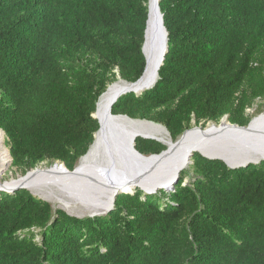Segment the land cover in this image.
<instances>
[{"label":"trees","instance_id":"16d2710c","mask_svg":"<svg viewBox=\"0 0 264 264\" xmlns=\"http://www.w3.org/2000/svg\"><path fill=\"white\" fill-rule=\"evenodd\" d=\"M148 1L0 0V128L17 171L73 170L87 153L99 97L144 72ZM160 9L169 49L158 80L112 112L162 124L173 140L262 113L264 0H160ZM136 148L167 146L138 137ZM133 191L93 217L26 188L0 191V264H264V160L231 168L195 152L173 189Z\"/></svg>","mask_w":264,"mask_h":264},{"label":"water","instance_id":"95a60500","mask_svg":"<svg viewBox=\"0 0 264 264\" xmlns=\"http://www.w3.org/2000/svg\"><path fill=\"white\" fill-rule=\"evenodd\" d=\"M156 9L158 20L152 25L150 21L151 0H149L143 44V53L146 58L143 74L134 82L119 77L99 97L96 110L93 113V116L99 121V129L95 133L94 141L87 153L79 159L75 168L70 170L63 162H55L47 167L38 166L16 179L0 182V191L13 193L21 188H26L38 196L29 187L28 182L32 181L29 180V176L39 171L40 168L49 171L52 168L59 167L66 176L62 173L49 172L43 182L50 180L48 184H51L50 186L64 197L87 206V213L75 216H103L114 209L117 196L120 193L134 192L132 190L133 185H138L147 194L155 193L158 189H173L179 180L181 171L193 163L195 152H199L210 159H221L231 168L245 167L251 163L257 164L264 160V111L255 116L245 126L231 123L228 116L223 117L218 124L209 123L206 127L194 125L185 130L177 140H173L170 132L162 124L145 119H134L125 114H114L112 112L113 105L122 95L128 92H135L140 95L145 90L152 88L158 80L157 78L150 86H141L143 77L149 67L147 48L156 57L158 77L159 69L163 65L169 49L168 31L164 23V14L160 9V0L156 2ZM120 81L126 82V88L110 100L108 110L104 112L102 108L103 98ZM118 117L131 121H145L161 126L169 134L171 143L151 136H139L160 141L167 146L161 153L143 154L136 148L138 137H134L133 131L126 124L115 121V118ZM0 132L6 135L1 128ZM99 139V156L101 159V161L99 159V165L95 169H86L84 172L79 170L82 166V160L90 154ZM6 149L9 151L10 156L8 167L12 164L13 158L10 150ZM110 191L112 197L108 198ZM38 197L51 202L42 196ZM59 207L64 209L61 206Z\"/></svg>","mask_w":264,"mask_h":264},{"label":"bare ground","instance_id":"6f19581e","mask_svg":"<svg viewBox=\"0 0 264 264\" xmlns=\"http://www.w3.org/2000/svg\"><path fill=\"white\" fill-rule=\"evenodd\" d=\"M156 2L157 0H151L150 21L152 25H154L156 20H158ZM147 54L149 57V67L142 80L141 86L144 87L150 86L158 78L156 57L152 52H150V49L148 48H147ZM126 86H127L126 82L120 81L109 90V92L102 100V108L104 112L108 110L110 100L113 97H115L121 90L125 89ZM115 121L126 124L127 127H129V129L133 131V135L135 138L139 136H151L163 140L169 144L171 143L169 134L161 126H157L140 120L131 121L123 117L115 118ZM3 140L5 141L4 134L0 132V180L2 174L5 171V168L8 165V161L10 158L9 151L3 145ZM99 152H100V139L97 141V145L92 148L90 154L82 160L81 162L82 166L79 170H82L84 172L86 169H95L99 165L98 164L100 159ZM49 172H57L59 174L62 173L63 175H65L59 167L52 168L49 171L40 168L39 171H36L29 176V180H32L31 182H28L30 189L34 193L38 194V196H42L43 198L50 200L52 203L58 202L59 206L66 209L71 214L83 215L87 213L88 209L87 206H85V204L83 205L80 204L79 202H76L75 200H70L64 197L62 194L57 192L52 186H50L51 184H48V182L50 183V180L45 181L46 183L43 182L44 181L43 179L49 174ZM136 187H138V185H133L132 190H135ZM111 197H112V192L110 191L108 193V198Z\"/></svg>","mask_w":264,"mask_h":264},{"label":"rangeland","instance_id":"374dc122","mask_svg":"<svg viewBox=\"0 0 264 264\" xmlns=\"http://www.w3.org/2000/svg\"><path fill=\"white\" fill-rule=\"evenodd\" d=\"M260 104V103H259ZM258 104L255 105V107H253L252 109H249V113L251 114H255L256 112V108H257ZM257 114H255L256 116ZM4 139L3 140V145L9 149L8 145H7V137L6 135H4ZM5 143V144H4ZM46 164H42L40 165L41 167H47L45 166ZM22 175L21 172L17 171L16 168L12 167V164H10L4 171V173L2 174L1 180L0 182H4V181H11L12 179H16L18 176ZM187 182L189 181V178H186ZM55 207H59L58 202H54L52 203Z\"/></svg>","mask_w":264,"mask_h":264}]
</instances>
